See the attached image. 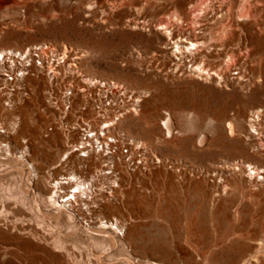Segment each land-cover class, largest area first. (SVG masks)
Wrapping results in <instances>:
<instances>
[{"label":"rangeland","instance_id":"rangeland-1","mask_svg":"<svg viewBox=\"0 0 264 264\" xmlns=\"http://www.w3.org/2000/svg\"><path fill=\"white\" fill-rule=\"evenodd\" d=\"M195 2L0 0V46L68 45L83 73L119 80L132 92L120 100L116 95L117 105H106L105 112L97 106L102 97L97 91L92 101L82 96L84 85L75 75L73 107L64 114L55 104L62 100L60 90L50 91L55 84L48 72L20 81L25 95L14 111L21 130L12 145L15 150L30 146L38 176L25 163L0 157V264H116L114 259L128 249L133 259L145 262L141 264H264V134L254 140L249 136L254 135L249 131L250 107L264 109V81L256 79L258 71L247 73L249 81L241 78L239 66L225 71L231 60L241 65L248 61L249 67V52L264 49L260 36L264 0H212L215 6L201 16L193 13L180 24L169 23L178 37L192 33L200 41L201 53L183 58V72L174 68L179 56L173 54V40L157 23L171 21L176 8L184 15ZM244 4L251 6L248 16L241 15ZM194 63L211 72L224 71L225 78L194 74L190 71ZM49 91L54 104L49 103ZM144 91L138 113L133 99ZM105 113L106 118L124 114L118 128L107 133L125 139L119 152L130 147L128 140L139 138L146 142L150 156L181 166L178 172L164 166L144 171L127 165L133 176L127 179L125 174L115 205L105 203L96 213L127 220L132 228L128 243L111 254L102 253V243L93 242L86 233L88 224H96V214L81 212L72 223L63 216L58 225L57 210L46 200L49 174L57 177L71 167L63 162L52 169V164L81 138L83 120L89 118L95 130ZM167 114L172 119L171 136L163 125ZM225 116L235 121V134L230 133ZM101 155L90 163L100 165L108 157ZM78 158L72 157L73 164ZM249 162L261 167L258 177L248 175ZM92 167L85 171L87 176L93 174ZM34 194L40 199L41 214L35 209ZM236 210L238 219L233 216Z\"/></svg>","mask_w":264,"mask_h":264},{"label":"bare ground","instance_id":"bare-ground-1","mask_svg":"<svg viewBox=\"0 0 264 264\" xmlns=\"http://www.w3.org/2000/svg\"><path fill=\"white\" fill-rule=\"evenodd\" d=\"M197 1L198 2L193 3L191 9H187L188 11L184 15L181 10L176 8L171 14V21L159 19L157 23V26H159V28L162 29V31L164 32L165 37L168 38L170 41L173 40L172 42L174 49L173 54L175 56H179V60L175 61L174 63V68L182 70L183 72L185 71L184 66L186 65L182 61L183 58H186L187 56L190 55L194 56L197 53L200 54L201 53L200 41L196 40L195 38L193 39L192 33H190L189 36H186L185 33L184 35L178 37V35H176L174 31L170 29L169 23L180 24V22L186 20L185 18L191 19L193 13H197L196 16H201L200 12H203L204 14L209 9L215 6L214 5L215 3H213L212 0H197ZM241 12H242L241 15L248 16L249 14L252 13L251 6L249 4H244L242 6ZM193 20L194 18L192 19V21ZM191 29L194 30V28L192 27ZM2 31L3 30L1 28L0 32ZM260 36H262V39H264V28L260 29ZM262 39L261 42L263 41L262 45L264 46V40ZM43 44H47V43H43ZM38 45L39 44L35 43L31 47H27V48L25 47L23 49L0 46V112L4 110L3 112L5 113L7 112L8 114L12 115L11 119L10 118L7 119L6 116L4 115L5 113L0 114L2 117L6 118V120L3 121L0 120V157L6 158L8 160L9 158H14L17 161L25 163L26 169H28L29 172L36 177L38 176V169L36 164L30 159V157L32 156V151L30 146L23 145L22 148H17V150H15V148H13L14 146L12 145V140L18 138L17 136L21 130L20 129L21 121L19 115L16 114L14 110H15V105H17L16 102L22 103L24 100L25 92L22 91V89H24V84L20 81L18 82L16 81L15 85L18 84L19 87L18 90L16 91L15 89V91L13 92L11 89L10 91V88L11 86H13V83H10L7 78L1 75H5V73L8 71H13L17 73L21 72L22 75L19 80L24 81L26 79L25 76L26 75L25 71L27 70L26 66L29 65V63L30 65H32L31 63L32 49ZM65 46L66 48L69 49L68 45ZM263 50H258L254 53L249 52V67L246 65L248 61L244 62V65H241L240 62L238 63L237 61L235 62L231 60L230 62L228 61L227 64L225 65V71L227 70L231 71L239 66L240 70L237 72V74H239L241 78L247 77V80L249 81V75H247V73L249 72L252 74L255 73V71H258L259 75L257 76L256 79H258L259 81H264ZM33 68L37 69V71L39 72V68L36 67ZM50 68H52V66ZM242 70L244 71L242 72ZM69 71L75 74L78 73L80 76H82V80L86 83H92L94 82V80L95 81L98 80L99 82H102V80H104L103 78H99L95 75L90 76L88 74H85L80 69L71 67ZM190 71H192L194 74H197L199 76H206L210 78L213 77V74H217L218 78L224 79L226 75L224 71H220V70L211 72L209 68L207 69L205 65H202L201 63L192 64ZM38 77L40 78V76ZM107 81L112 83L113 86L120 85V83L118 82L119 80L116 81V80L107 79ZM124 87L127 89L126 85ZM144 94H146V91H144V93H140L133 99V104L135 105L133 109L138 113L139 111L137 107L138 105H140V101H142L141 97ZM49 96H48V98H50L49 103L54 104V102L52 101L51 92H49ZM82 96L85 95L83 94ZM57 105L58 104H56V106ZM104 109L105 111H107L106 108ZM249 110L251 113L249 115V131L250 133H254V135L251 134L249 136L253 138L256 135H260V134L263 135L264 109H261L260 106L253 105L250 107ZM106 114L107 113L100 114V116H103V118L102 120H100L97 129L95 128L94 130V128H91V130H89L91 137L87 136L86 139L84 140L82 137V140L79 139L78 141H76V143L73 144L68 151L62 154L60 160L52 164V169H57L59 166L63 165V162H66L68 165L71 166L70 170L68 169L69 171L66 174H61L57 177L54 175V172L49 174L50 177L49 183L51 189L49 190V196H47L46 200L47 202H49L50 205H52L57 210V214L54 216V218L57 220L58 225H61L60 221L63 218V216H66L68 222L72 223L75 221L76 215L82 214L81 212H83V214H89V216L91 215V217H93L94 214L101 212V209L105 207V203L114 206L115 203L113 201L117 200L119 197L117 196L116 193L119 192L125 174L128 175V177L126 176L127 179L133 176L132 175L133 173L128 169L127 164L125 163V161H123L119 151L115 155H113L112 152L107 157V159L104 160L102 158L103 160H101V164H103V167L109 165L111 168L113 167L112 171L107 170L109 168H105V167L101 168V164L98 165L95 162L93 164L90 163L91 161L93 162L95 158H98L100 160L102 156L101 154H104L103 152L106 151L107 148L113 149V147L117 145L119 146V144L121 146V144L125 142L124 141L125 139L123 140V137L121 136L118 137V136L107 135L108 132H113L118 128L117 127L118 120H120V117L122 115L124 116V114H114L113 116L114 118H106ZM225 118L227 119L228 129L230 133L235 134V130H236L234 126L235 121L231 119V117L229 116H225ZM163 125L165 127L166 134L171 136L173 133V126H172V119L170 114H167L166 118H164ZM109 140L110 142L114 141V144L113 142L110 143ZM131 140H133V144L147 146L146 142L143 141L142 139L133 138ZM103 142H105L106 147L103 146V151L100 152L97 150L96 146L99 143L103 144ZM74 147H77L78 148L77 150L79 151L76 152L77 150H73ZM82 151L87 152V155L83 156L82 154H78ZM74 155L79 157L78 158L79 162L76 164L75 163L73 164V160H72V157ZM156 158L161 160V162L164 160V159L162 160L158 156H156ZM106 162H108V164H106ZM163 162L165 163V161ZM247 164L248 165H246V171L247 172L249 171L248 175L251 177H253L254 175L255 177H258L261 173L260 172L261 167L256 164H253L252 162H249ZM91 166H93L92 167L93 174L87 176V174H85L86 173L85 171L89 170V168L91 169ZM73 167L76 168L74 169ZM107 183L109 184L106 185ZM104 192H107L108 195L107 194L104 195L105 194ZM33 201H34L35 209L39 214H41L39 197L35 195ZM76 212H78V214ZM43 216L45 215L43 214ZM233 216L235 219H238L239 210H236ZM96 218H97L96 224L94 225L88 224V226H86L85 228L87 229L86 233L88 237H90L93 242L102 243L103 245L102 253L111 254L109 252L112 251L113 249H118L121 246V243L124 242L128 243V231H131L132 228L130 227L128 228L129 223H127V220H122L119 219L118 217L106 219L104 217H100V215H97ZM68 229L72 231V226L70 225ZM69 230L67 233H70ZM59 243L63 244L61 238L59 239ZM103 255H101L99 259H101ZM114 261H116V264L145 263L144 261L133 259V257L131 256V250L129 249L126 250L125 253H121L119 257H116L114 259ZM245 263L246 262H244V264ZM152 264H164V263H159L154 261V263Z\"/></svg>","mask_w":264,"mask_h":264},{"label":"built area","instance_id":"built-area-1","mask_svg":"<svg viewBox=\"0 0 264 264\" xmlns=\"http://www.w3.org/2000/svg\"><path fill=\"white\" fill-rule=\"evenodd\" d=\"M78 57L75 55L73 50L69 47L66 48H58L51 46L50 44H39L38 46L34 47L32 49V65H27V70L25 71V76H28L30 74H34L36 76H39V73L37 69L33 68H39V71L43 72L46 71L49 74L50 80L52 81V84L54 85V89L52 88L50 91H54L55 88L60 90V96H61V101H55V104H58L57 106L61 107V111L64 114H67L70 112V110L73 107V96L75 94V75H78V77L81 79L83 83V87L80 88V91L82 95L84 94L86 96V99H89L92 101L93 93L97 91V94L99 93L100 97L99 100V105L98 108L102 107L103 109L106 108L108 110L107 106H115L118 103L116 100L115 103V96L121 98L120 96H132V92L126 89L122 84L113 86L112 83L108 82L107 80H102V82H99L98 80H94L92 83H86L82 80V76H80L78 73H72L69 71V69L76 68L78 69V62H77ZM52 66V68H50ZM73 71V70H72ZM38 72V73H37ZM63 74V75H62ZM22 73L19 72H13V71H8L5 73V75H1L9 80L10 83H13L15 85V82L21 81L19 80L21 78ZM63 80V81H62ZM113 82V81H112ZM13 87L11 86L10 91ZM16 88H13L12 91H15ZM49 91V92H50ZM54 93V92H53ZM52 94V93H51ZM53 95V94H52ZM84 96V97H85ZM53 101V100H52ZM97 102V101H96ZM95 102V103H96ZM105 110V109H104ZM106 112V111H105ZM108 112V111H107ZM92 125L90 122L87 120H83V123L80 126V134L81 138L80 140L86 139V137H91V134L89 130H91ZM53 128H50L52 130ZM105 139V137H104ZM110 142V140H109ZM114 144V141H111ZM110 142V143H111ZM128 145L130 147H127L126 149H121L120 154L125 161V163L131 167H134L135 169H140L144 171H148L151 169V167H159V166H164L168 169L171 170H177L178 172L181 171V166L180 164L174 163L172 161L167 160V162H161L156 156L152 155L150 156L148 149L146 146H141V145H136L133 144V140L130 139L128 140ZM100 144V145H99ZM96 147L97 150L102 152L103 151V146L106 147L105 142L99 143ZM117 145V144H116ZM132 146V147H131ZM119 147H122L117 145L113 147V149L107 148L106 151L103 153L107 156H109L112 152L113 155L117 154L119 151ZM125 148V147H124ZM77 147H74L73 150H77ZM77 150L76 152H78ZM79 154H82L83 156L87 155V152H80ZM118 157V156H117ZM120 157V156H119ZM108 164V162L106 163ZM106 168H109L107 170L112 171L113 167L111 168L109 165H106Z\"/></svg>","mask_w":264,"mask_h":264}]
</instances>
